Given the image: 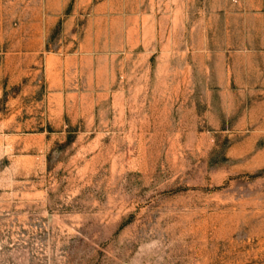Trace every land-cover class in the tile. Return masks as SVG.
Returning a JSON list of instances; mask_svg holds the SVG:
<instances>
[{"label":"rangeland","instance_id":"rangeland-1","mask_svg":"<svg viewBox=\"0 0 264 264\" xmlns=\"http://www.w3.org/2000/svg\"><path fill=\"white\" fill-rule=\"evenodd\" d=\"M260 20L264 0H0V264H264L262 119L207 52Z\"/></svg>","mask_w":264,"mask_h":264},{"label":"crops","instance_id":"crops-1","mask_svg":"<svg viewBox=\"0 0 264 264\" xmlns=\"http://www.w3.org/2000/svg\"><path fill=\"white\" fill-rule=\"evenodd\" d=\"M221 34L223 40L212 49L207 44V52L216 55V69L208 73L210 84L222 87L221 92L230 95L231 101L237 92L241 117H246L248 110L254 111L255 117L262 119L264 132V23L260 20L254 29H224Z\"/></svg>","mask_w":264,"mask_h":264}]
</instances>
